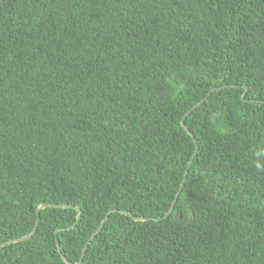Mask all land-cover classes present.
Here are the masks:
<instances>
[{"label": "trees", "instance_id": "obj_1", "mask_svg": "<svg viewBox=\"0 0 264 264\" xmlns=\"http://www.w3.org/2000/svg\"><path fill=\"white\" fill-rule=\"evenodd\" d=\"M40 205L0 264H264V0H0V245Z\"/></svg>", "mask_w": 264, "mask_h": 264}, {"label": "water", "instance_id": "obj_2", "mask_svg": "<svg viewBox=\"0 0 264 264\" xmlns=\"http://www.w3.org/2000/svg\"><path fill=\"white\" fill-rule=\"evenodd\" d=\"M213 90H214V89H212L211 91H213ZM246 91H247V86H245V90H244V92H243V94H242V99H243V100H248V99L245 97ZM209 94H210V93H209ZM205 99H206V98L204 97L203 99H201L200 101H198V102H197V103H196V104L190 109V111H188V114H190V112H191L192 110H194L197 106H199V105H200ZM188 114H187V115H188ZM185 118H186V116L182 119L181 123H182L183 127L186 129V131L188 132V134H190L191 136H193V138H194V140H195V137H194L193 133L190 131V129L188 128V126H187L186 123H185ZM192 159H193V158H192ZM192 159L188 162V165H187V167H186V169H185L184 177H183V180H182L181 185H180V187H179V190H178L177 196H178L179 193L181 192V189H182V187H183V184H184L185 179H186V177H187V174H188V172H189V168H190V165H191ZM175 202H176V199L174 200V202H173L171 208H170V209L168 210V212L166 213L165 217H167L169 214L172 213V211H173V209H174V204H175ZM45 206H46V205H40V206L37 208V216H38V217H37V219H36V223H35L34 229L32 230V232H31L29 235H24V236H22V237H19V238L14 239V240H10V241L4 242V243L1 244L0 246L5 245L6 243L17 242V241H21V240H24V239H27V238L32 237V236L35 234V232H36V230H37V228H38L39 222H40V210H41L42 208H44ZM55 206H57V205H55ZM58 206H63V207H64V205H58ZM73 208H75V209L78 211V213H77L76 221H75L70 227H74V226L77 224V222L80 220V218H81V209H80L79 207H77V206H74ZM115 211H120L121 213L126 214V215L132 217V218H133L134 220H136V221H140V220H148V218H146V217H140V216H135V215H133V213H132L131 211H129V210H118V209H111V210H109V211L106 213V215H105L104 219L102 220L101 224L98 226L97 230L92 234V236H91V237L89 238V240L86 242L85 247H84L83 252H82V256H81L82 258H83V256H84L85 250H86L87 246L89 245V242H90V240L92 239V237H94L99 231H101V229L105 226V223H106L107 220L109 219V215H110L112 212H115ZM175 216H176V215H175ZM57 247H58V251L61 252V248H60V244H59L58 240H57ZM62 257H63L64 261H65L67 264H77V263H71V262H69L63 254H62Z\"/></svg>", "mask_w": 264, "mask_h": 264}]
</instances>
